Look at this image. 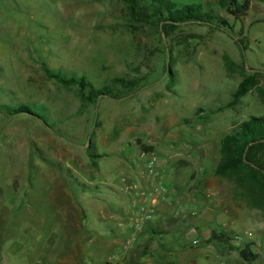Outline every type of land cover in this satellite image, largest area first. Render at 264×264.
<instances>
[{"label": "rangeland", "instance_id": "1", "mask_svg": "<svg viewBox=\"0 0 264 264\" xmlns=\"http://www.w3.org/2000/svg\"><path fill=\"white\" fill-rule=\"evenodd\" d=\"M179 1H199L227 23L189 21L165 32L133 20L123 0H0V264L101 260L106 247L98 245L94 260L82 257L79 237L84 218L94 231L97 214L121 205L122 193L102 188L99 170L109 183L136 181L112 156L129 124L158 155L174 153V162H187L179 155L189 152L187 140L200 142L206 155L194 158L193 168L209 178V193L199 217L228 235L252 232L245 246L257 257L247 262L238 253L233 264H264V205L214 173L220 138L264 113V0H249L238 18L218 0ZM44 67L84 76L95 88L114 86L117 77L138 83L130 95L84 103L77 86L50 78ZM252 73L258 83L234 101L238 83ZM21 104L36 115L13 113ZM93 153L101 165L91 162Z\"/></svg>", "mask_w": 264, "mask_h": 264}, {"label": "crops", "instance_id": "2", "mask_svg": "<svg viewBox=\"0 0 264 264\" xmlns=\"http://www.w3.org/2000/svg\"><path fill=\"white\" fill-rule=\"evenodd\" d=\"M135 129H131L130 124L120 129V139L113 144L112 156L118 161L120 168L129 170L132 176L128 177L132 178L134 175L133 180L136 181L131 185L126 183L127 186H124V182H120L119 178L118 184L109 183L105 179L109 174L99 170L102 188L112 190L113 196L120 191L123 197L117 200L120 206L114 202L113 207L106 204L108 208L103 211L104 214H97L100 224L93 223L94 231L88 230L87 225L91 222L88 217L84 218L85 229L79 237L80 242L83 239L85 242H81L82 257L88 256L94 260L99 245L106 248L101 260L96 261V264H110L107 260L112 259L111 256L118 264H233L239 252L211 238L212 233L218 232L219 229L199 217L202 209L207 207L205 197L209 193V188L204 185L209 178H206L202 171L195 176L193 168V159L206 155L200 142L195 139L187 140L189 152L186 155L183 151L179 152L187 162H174V153L158 155L156 144L148 138L138 140ZM173 143L175 141L171 143L172 146L175 145ZM185 143V140L181 139V144ZM142 145L152 146V150L145 151L156 156V169L166 187L164 199L151 192L153 179L139 173L144 167L143 158L140 156ZM182 145L180 147L185 148ZM95 160V165H101L102 157H95ZM87 188L89 187L84 186L83 191ZM96 193L98 194L95 197H99L101 191ZM103 200L106 203L104 198ZM142 204L145 205V211L148 210L151 214V219L145 228L139 230L135 227V222L143 214ZM110 208L112 212L106 217ZM114 224L118 228H115ZM58 225L59 222L57 230ZM57 230L48 240L50 246L57 241ZM196 239L200 241L199 244H193ZM10 251L15 253L14 250ZM91 263L94 264L93 261ZM80 264H85L83 259Z\"/></svg>", "mask_w": 264, "mask_h": 264}, {"label": "trees", "instance_id": "3", "mask_svg": "<svg viewBox=\"0 0 264 264\" xmlns=\"http://www.w3.org/2000/svg\"><path fill=\"white\" fill-rule=\"evenodd\" d=\"M127 6L130 17L141 23L156 24L165 32L184 22L195 21L210 25H226L216 17L211 9H205L199 1L180 2L179 0H123ZM249 0H218V4L225 11L238 18L246 14ZM233 37V36H232ZM243 50L244 41L237 40ZM50 78H54L65 86L78 87V95L85 102L96 101L100 96L122 97L130 95L136 87V80L114 78V86L95 88L84 76H65L44 67ZM258 83V73L245 75L233 92V100L245 95ZM88 89V93L85 90ZM122 91H125L122 92ZM13 113H29L36 115L26 105H19L12 109ZM143 150H152V146L142 145ZM219 159L214 173L217 176L229 180L236 193L245 197L248 202L256 206L264 205V113L251 114L245 120L237 124L229 132L225 133L219 141ZM91 154V162L95 165V158L101 154ZM71 185L77 183L68 178ZM83 188V186H82ZM85 190V189H84ZM91 190V189H90ZM97 192V191H94ZM96 196V194H94ZM229 235L224 232H213L211 238L218 241H227ZM240 257L245 261H252L257 257L256 252L249 246L237 248Z\"/></svg>", "mask_w": 264, "mask_h": 264}, {"label": "built area", "instance_id": "4", "mask_svg": "<svg viewBox=\"0 0 264 264\" xmlns=\"http://www.w3.org/2000/svg\"><path fill=\"white\" fill-rule=\"evenodd\" d=\"M140 156L143 158V163H144V167L139 172L140 175L152 178L154 182L152 183L151 192L153 194L159 195L162 199H164L166 197L165 195L166 187L156 169V156L152 152L145 151V150H142L140 152ZM141 212L143 214L140 217H138L135 222V227L139 230H142L143 228H145L146 225L148 224V221L151 219V214L148 212V210L145 211L144 204L141 205ZM252 237H253L252 232L246 231L243 234L229 235L227 241H217V242L226 244L230 248H234L237 250V248L238 249L244 248L246 243L253 239ZM199 243L200 241L198 239L193 240V244H199ZM257 245H259V243ZM255 248H257V246L254 247V249ZM109 263L118 264V262L113 259H110Z\"/></svg>", "mask_w": 264, "mask_h": 264}]
</instances>
